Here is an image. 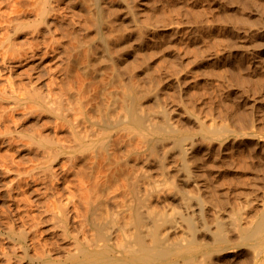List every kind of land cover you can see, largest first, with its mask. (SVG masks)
I'll use <instances>...</instances> for the list:
<instances>
[{"label": "rangeland", "instance_id": "1", "mask_svg": "<svg viewBox=\"0 0 264 264\" xmlns=\"http://www.w3.org/2000/svg\"><path fill=\"white\" fill-rule=\"evenodd\" d=\"M91 2L0 0V264H75L74 253L96 233L90 196L101 193L95 200L104 198L106 213L120 219L139 200L143 213L154 205L159 214H190L173 197L180 186L200 200L205 221L196 217L198 227L216 229V216L225 222L222 243L233 251L216 258L221 243L199 227L204 250L155 264H264V226L256 238L244 236L264 211V0H98L99 24ZM122 86L137 98L143 120L125 117L112 97ZM103 115L111 126L97 119ZM106 169L113 181L127 174L124 182L115 178L121 186ZM163 177L178 182L173 193ZM90 179L106 182L113 196ZM175 214L165 217L182 216ZM167 219V230L151 222L153 230L173 234L169 240L189 235L184 217Z\"/></svg>", "mask_w": 264, "mask_h": 264}, {"label": "bare ground", "instance_id": "2", "mask_svg": "<svg viewBox=\"0 0 264 264\" xmlns=\"http://www.w3.org/2000/svg\"><path fill=\"white\" fill-rule=\"evenodd\" d=\"M91 1H93V9H94V6L95 7H97L98 8V11H97V16H96V18H97V22H98V24L100 23V21H101V13H100V10H99V5H98V0H91ZM89 6H90V4H89ZM88 6V7H89ZM92 9V8H91ZM94 11H95V9H94ZM96 22V23H97ZM97 24V25H98ZM99 31V30H98ZM99 40L101 41V43L103 44V46H105V40H104V38H103V36H101L100 34H99ZM106 47V46H105ZM107 55H104L103 57H106ZM109 58V57H108ZM106 60V59H105ZM109 60V59H108ZM76 61V60H75ZM90 61V60H89ZM88 61V62H89ZM90 64V63H89ZM88 64V65H89ZM82 66V65H81ZM84 67H85V65H84ZM87 68H89V67H87ZM86 68V69H87ZM87 70H89V69H87ZM86 71V70H85ZM86 72H88V71H86ZM119 76H118V74L116 73V74H114L112 77H111V79H110V82H112V81H115L117 78H118ZM130 89H131V87H130ZM79 91V90H78ZM76 92V91H75ZM74 92V94L76 95L78 92H76L75 93ZM99 92V91H98ZM73 94V93H72ZM73 94V95H74ZM78 94H80V93H78ZM111 95H112V97L117 101V102H121V106H122V112L124 113V116L126 117H136V118H138L139 120H143V117L141 116V115H139L138 114V101H137V98L134 96V94L131 92V91H129V89L128 88H125V89H123V86L122 87H120V88H116L115 90H112L111 91ZM87 101H89V100H86L85 102H87ZM82 103V102H81ZM92 105V104H91ZM93 106H95V105H93ZM97 107V106H96ZM95 107V108H96ZM97 108H99V105H98V107ZM96 108V109H97ZM123 116V115H122ZM97 119H101L100 120V122L102 123V125H105V126H111L113 123H112V120L108 117V116H105V115H103L102 116V118H97ZM92 120V119H91ZM96 120V119H95ZM95 122H99V121H95ZM79 125V124H78ZM80 126V125H79ZM89 126H91V125H89ZM93 126H95V125H93ZM102 127V126H101ZM93 128V127H92ZM102 129V128H101ZM80 131H81V127H80ZM153 140H155V139H153ZM103 142V141H102ZM114 142V144H115V142L116 141H112V143ZM153 141H148V143L152 146V143ZM107 143V142H106ZM109 143V142H108ZM111 143V142H110ZM118 143V142H117ZM145 143H147L146 141H145ZM101 145H103L102 143H100ZM114 144H113V146H114ZM100 145V146H101ZM107 145L108 144H106L105 146H106V149H107ZM111 145V144H110ZM118 145V144H117ZM116 145V146H117ZM104 146V147H105ZM116 146H114L115 148H116ZM113 147V148H114ZM118 147V146H117ZM100 149H102L101 147H99ZM108 148L110 149V147H109V145H108ZM112 148V146H111V149H113ZM114 148V149H115ZM99 149V150H100ZM105 149V150H106ZM108 149V150H109ZM99 150H97V152L99 151ZM116 150V149H115ZM115 150L112 152L113 154H115ZM101 151V150H100ZM109 151H111V150H109ZM116 152H117V150H116ZM100 153V152H99ZM98 153V154H99ZM103 153H105V151L104 152H102V153H100V154H103ZM111 152L109 153H107V154H112ZM97 153H96V157H97V155H98ZM106 154V155H107ZM105 155V154H104ZM103 155V156H104ZM105 155V157H107ZM99 156V155H98ZM102 155H100L99 156V158L101 157ZM102 156V157H103ZM112 156V155H111ZM102 157H101V160H102ZM105 157H103V158H105ZM113 157V156H112ZM116 157V156H115ZM106 159V158H105ZM104 159V160H105ZM111 159H115L114 157L113 158H111ZM117 159V158H116ZM115 159V160H116ZM94 160V159H93ZM93 160H91V161H93ZM104 160H102V161H104ZM107 160H109V164H110V161H112V160H110V157L108 156L107 157V159L105 160V161H107ZM114 160V161H115ZM121 162V161H120ZM177 162V161H176ZM179 162V161H178ZM182 161H180V163H181ZM89 163V162H88ZM96 163H97V165H99L98 164V162L96 161L94 164L96 165ZM101 163V162H100ZM104 163V162H103ZM107 163V162H106ZM106 163H105V165H106ZM112 163V162H111ZM116 163H118L117 165H119V160H117L116 161ZM115 163V164H116ZM161 163V162H160ZM93 164V165H94ZM113 164H114V162H113ZM159 164V163H158ZM186 164L187 163H185L184 165L183 164H181L180 165V167L182 166V167H188V166H186ZM96 165V166H97ZM101 165H102V163H101ZM104 165V164H103ZM102 165V166H103ZM117 165H115V166H117ZM121 165V164H120ZM174 165V164H173ZM172 165V166H173ZM176 165V164H175ZM187 165H189V164H187ZM88 166H89V164H88ZM91 166H92V164H91ZM96 166H95V169H96ZM112 166V165H111ZM114 165H113V167H111L112 169H114V167H115ZM163 166V165H162ZM100 167V166H99ZM108 167V166H107ZM159 167H160V165H159ZM167 167H168V165H167ZM166 167V168H167ZM176 167H178L177 165H176ZM89 168V167H88ZM91 168H93V167H91ZM104 168V167H103ZM106 168V167H105ZM109 168V167H108ZM116 168H118V167H116ZM120 168H121V166H120ZM169 168V167H168ZM167 168V169H168ZM173 168V167H172ZM190 165H189V167L187 168V170L189 171L190 169ZM90 169V168H89ZM94 169V168H93ZM94 169V170H95ZM179 169V168H178ZM91 170V169H90ZM107 170V169H106ZM116 170V169H115ZM122 170V169H121ZM128 172H130V173H132V175H133V171L130 169V171L128 170V169H126ZM169 170V169H168ZM177 170V169H176ZM180 170V169H179ZM107 171H109L108 173H107V175L109 176V175H114V174H111L112 172L110 171V169L109 170H107ZM113 171V170H112ZM123 171H124V169H123ZM122 171V172H123ZM178 171V170H177ZM183 171V170H182ZM86 172H88V173H90V175H91V172H93L92 170L91 171H86ZM106 172V171H105ZM111 172V173H110ZM114 173H116V171H113ZM118 172V171H117ZM176 172V171H175ZM191 172V171H190ZM110 173V174H109ZM127 173V172H126ZM130 173H128V175L130 174ZM179 173V172H178ZM178 173H176V175H179ZM93 174H94V177L97 175H95V173L93 172L92 173V176H93ZM136 174V173H135ZM172 174V173H171ZM170 174V175H171ZM182 174V173H181ZM184 174H185V172H184ZM89 175V176H90ZM100 175V174H99ZM99 175H97L98 177H99ZM107 175H105L104 174V172H103V176H106V177H108ZM120 175L122 176V173H118V179L120 180L121 179V181H123L122 180V178H120ZM188 175H190V174H188ZM88 176V177H89ZM114 176H116V175H114ZM114 176H112V178H111V181L112 182H114L115 181V178H114V181H113V177ZM126 176H127V174H125L124 173V177L126 178ZM133 176H135V178L137 177L136 175H133ZM172 176V175H171ZM185 176H186V174H185ZM184 176V177H185ZM192 176V175H191ZM97 177V179H100V178H98ZM123 177V176H122ZM123 177V178H124ZM175 177H177V176H174V177H172V178H174L175 179ZM184 177H183V179H184ZM188 177V176H187ZM190 177V176H189ZM105 178V177H104ZM109 178H110V176H109ZM109 178L107 179V178H105V181H106V179H107V181L109 180ZM131 178H132V176H131ZM130 178V179H131ZM134 177H133V180L135 179ZM164 178V182H166L165 181V177H163ZM163 178H161V180L163 179ZM170 179L171 181H173V179ZM179 178H180V176H179ZM94 179V178H93ZM117 178H116V180H118ZM128 180V179H124V180H128V181H131V180ZM177 179V178H176ZM189 179V178H188ZM188 179L186 180V181H188ZM102 180V179H101ZM169 180V181H170ZM179 180V179H178ZM90 181H91V184H93L92 183V179H90ZM104 180H102V182H103ZM111 181L109 182V183H111ZM152 181H154V180H152ZM163 181V180H162ZM162 181L160 182V183H162ZM169 181H167L166 183L168 184V185H170L169 186V188L167 189L168 191H170L169 189H170V187H171V185H173L174 184V182H175V184L176 183H178V182H176V181H174L172 184H169L170 182ZM180 181V180H179ZM182 181V180H181ZM184 181H185V179H184ZM89 182V181H88ZM93 182H96V177H95V181H93ZM116 182V181H115ZM119 181H117L116 183H117V185H119V183H118ZM124 182V181H123ZM131 182H133V181H131ZM131 182H125V183H127L128 185H129V183L131 184ZM137 182V179H136V181L134 182V183H136ZM154 182H156L157 183V181H154ZM154 182H148V183H150V186H152L151 185V183H154ZM96 183H98V182H96ZM105 184H106V182H104ZM104 183L101 185V183H100V185H98V184H93V186H94V188L96 189V187L98 188V186H102V188L103 189H105V191H106V188H107V191H109L110 189H109V183L107 184L108 186L107 187H105L104 186ZM115 183V184H116ZM122 183V182H121ZM120 183V185L119 186H121L122 184ZM124 183V185H126ZM186 184V183H185ZM89 186H90V183L88 184ZM95 185H97L96 187H95ZM113 185V184H112ZM127 185V186H128ZM159 185V184H158ZM163 185V184H162ZM164 185H165V183H164ZM177 185L178 184H176V187H177ZM181 185V184H180ZM187 185V184H186ZM185 185V186H186ZM92 186V185H91ZM90 186V187H91ZM92 186V187H93ZM127 186H126V188H127ZM155 187H156V185H154ZM167 186V185H166ZM92 187L90 188V189H92ZM112 186H111V184H110V188H111ZM113 187H114V185H113ZM115 187L117 188L118 186H116L115 185ZM131 187H133V185H130V188ZM136 187H138L137 185H136ZM136 187H134L133 188V190L132 191H137L135 188ZM181 187V186H180ZM180 187H178L179 189H178V192L176 191V193L173 195V197L178 201V203L180 202L181 204H183V205H185V207H187V208H189V209H191V211H190V214H189V210L188 209H186V210H188V211H186V212H188V214L185 212L184 214H186V216L184 215V214H182L183 213V211H181V213L179 214V210H178V215H179V217L182 215H184L183 217H184V219H181V222H182V220L183 221H187V222H184V223H187V228L189 227V229H190V231H188V233H189V235L187 234V236L185 235L183 238L182 237H178L177 239H175L174 240V238H172L171 240H169L168 238H169V236L168 235H166V236H168V237H164V234L165 233H162V235H161V233H158V229L156 228L155 230H157V231H155V230H153V226L151 225V222H152V224L154 225V223L155 222H157L158 221V219L160 218V220H161V216L162 215H160V214H163L162 213V211H160L161 213L159 214L158 213V210H160V209H157V211H155V208L153 209L152 208V206H154V205H150L149 207L152 209V210H150V208H147V209H149V210H147L146 209V207L148 206V204H147V206H146V200L144 201V203H143V205H145L144 206V208L147 210V212L146 213H143V211H144V209H143V211L141 212V208H143L142 207V205L141 204H139L142 200H139L140 202H137L136 201V203H138V205L139 206H141L139 209L137 208V210L135 209H132V214H130L131 212H129V214H130V217H127V218H124V219H120L119 218V215L116 213V211H112L113 212V214L111 215L110 213H106L107 211V209L109 208H107L106 209V205H104V198H102V199H97V200H95L96 198H98L99 196L101 197V193H100V195H99V192H97V191H95L96 193H94V194H98L99 196L98 197H94V198H92V196H90L91 197V199H94V200H92V202H90L91 204H90V210H89V220H90V223L92 224V226L96 229V233H95V235H94V237L92 236V239H91V241L88 243V242H85V243H88L86 246H83V247H81V248H79V249H77L78 251H77V253L75 254L74 253V259L76 260L75 261V264H155V263H158L160 260H163V259H168V260H170L171 261V258L170 257H172V255H174V253H180V254H188V253H190V252H186V249H188V248H190V250L191 251H193V255L195 256V254L197 253V251L198 250H202L203 248L202 247H204V246H201L200 244H198V237H196V232L195 231H197L198 229H199V227H200V225H199V227H198V224L196 223L198 220H201V221H205V220H203V217H204V215H203V212H202V205H201V203H200V200L199 199H193L192 197H191V192L189 193H186L187 192V190L188 189H182V188H180ZM184 187V186H183ZM89 188V187H88ZM93 188V190H95ZM121 188V187H120ZM119 188V189H120ZM125 188V189H126ZM184 188H187V187H184ZM100 189V188H99ZM99 189H97V190H99ZM118 189V188H117ZM135 189V190H134ZM171 189H172V187H171ZM174 189V188H173ZM122 190H124V189H121V191ZM184 190H186V192L184 191ZM91 191V190H90ZM103 191V190H102ZM106 191V194L108 193ZM140 191V190H139ZM172 191V190H171ZM170 191V192H171ZM112 192V191H111ZM118 192V191H117ZM123 192H125V191H123ZM127 192V191H126ZM170 192H166V193H168V194H170ZM88 193H91V192H88ZM93 193V192H92ZM109 193H110V191H109ZM108 193V194H109ZM112 193H114V190H113V192ZM116 193V192H115ZM114 193V194H115ZM118 193H120V192H118ZM122 193V192H121ZM172 193H173V191H172ZM171 193V194H172ZM103 194H104V196H105V192H103ZM107 194V195H108ZM111 194V193H110ZM134 194V193H133ZM136 194H138V193H136ZM135 194V195H136ZM194 194V193H193ZM192 194V195H193ZM107 195H106V198H107ZM112 195V194H111ZM110 195V196H111ZM121 195V194H120ZM122 195H123V193H122ZM128 195H129V197H131L130 196V194L128 193ZM139 195H140V193H139ZM137 196V197H134L133 199L131 198V200L132 201H135V200H137V198L138 197H142V198H144L143 196L144 195H140V196ZM113 196V195H112ZM111 196V198H115V197H112ZM115 196H116V194H115ZM118 196V195H117ZM124 196H127V195H125V193H124ZM87 197V196H86ZM86 197H84V198H86ZM120 197V196H119ZM88 198H89V195H88ZM108 198H110V197H108ZM107 198V199H108ZM118 198V197H117ZM121 199H122V196L120 197ZM119 198V199H120ZM126 198H128V196L126 197ZM145 198H146V196H145ZM164 198V197H163ZM162 198V199H163ZM167 198V197H166ZM171 198V197H170ZM87 199V198H86ZM85 199V200H86ZM91 199H90V201H91ZM116 199V198H115ZM120 199V200H121ZM123 199H125L124 197H123ZM130 199V198H129ZM141 199V198H140ZM165 199V198H164ZM89 200V199H88ZM87 200V201H88ZM110 200V199H109ZM112 200H114V199H112ZM120 200H117V202L118 201H120ZM125 200H127V199H125ZM131 200L129 201H127L128 202V204H130V202H131ZM148 200V199H147ZM174 200V199H173ZM116 201V200H115ZM114 201V202H115ZM177 201L175 202V203H177ZM86 202V201H85ZM112 202V201H111ZM143 202V201H142ZM166 202V201H165ZM165 202H164V206H165ZM87 203V202H86ZM110 203V202H109ZM119 203V202H118ZM121 203V202H120ZM119 203V204H120ZM134 203V202H133ZM136 203H135V205H136ZM149 203V202H148ZM179 203V204H180ZM83 204H84V206H85V203H84V201H83ZM117 204V203H116ZM118 204V205H119ZM108 205V204H107ZM118 205H116L117 207H120V206H118ZM122 205H123V203H122ZM137 205V206H138ZM166 205H168V204H166ZM76 206H77V204H76ZM86 206H88V203H87V205ZM104 206V207H103ZM132 205L130 204V207H131ZM138 206V207H139ZM178 206V205H177ZM182 206V205H181ZM180 206V207H181ZM116 207V208H117ZM124 207V206H123ZM128 207V206H127ZM157 207V206H156ZM161 207H163V203H162V205H161ZM166 207V206H165ZM167 207H170V209H171V206H167ZM172 207H174V206H172ZM179 207V208H180ZM86 208V207H85ZM89 208V207H88ZM112 208V207H111ZM115 208V209H116ZM136 208V207H135ZM178 208V209H179ZM182 208H184V206L182 207ZM79 209V208H78ZM77 209V210H78ZM104 209H105V212H104ZM112 209H114V208H112ZM114 209V210H115ZM129 209V208H128ZM167 209H169V208H167ZM175 209V210H174ZM173 209V211L176 213V208H174ZM85 210H87L88 211V209H85ZM85 210H84V212H85ZM118 210V209H117ZM162 210H164V209H162ZM172 210V209H171ZM182 210V209H181ZM120 211V210H119ZM128 211H130V210H128ZM77 212V211H76ZM79 212V211H78ZM145 212V211H144ZM164 212V214H163V218H162V221H160V222H157V223H159V226H161L162 225V223H164V220H165V218L167 219V217H165V216H167V215H169L170 214V216H172L173 217V214H175V213H173L172 211V215H171V213H170V211L168 212V213H166L167 215H165V212H167L166 211V209L163 211ZM192 212V213H191ZM86 213V212H85ZM261 213V212H260ZM22 214V213H21ZM79 214V213H78ZM77 214V215H78ZM107 214V215H106ZM121 214H122V211H121ZM124 214H127V213H124ZM177 214H175L174 216H176ZM23 215V214H22ZM21 215V216H22ZM82 215V214H81ZM24 216V215H23ZM22 216V217H23ZM123 216V215H122ZM169 216V217H170ZM180 217V218H183V217ZM125 217V216H124ZM165 217V218H164ZM172 217L171 218H169L170 220L172 219ZM179 217H177V219L179 218ZM196 217L198 218V220L197 221H195V219H196ZM217 218L215 219L216 220V222H215V224H217V228L216 229H214V230H210L209 228H208V225H207V223H205V222H203L204 224H202V226L201 227H203V230H205V233L206 234H209V236H211V239H212V237L214 238V241H216V242H220L221 244H219L214 250V253L216 254V258H217V255L219 254V253H222V251L223 252H225V253H229V252H232L233 250L232 249H230V248H228L227 246H224L223 245V241L225 240V237H226V228H224V221L221 219V218H219L218 216H216ZM80 218H81V216H80ZM180 218L178 219L179 220V222H180ZM85 219V218H84ZM164 219V220H163ZM176 219V218H175ZM174 218L172 219V220H175ZM27 220V219H26ZM83 220V219H82ZM170 220H168L167 219V221H168V223L170 224L171 222H170ZM171 220V221H172ZM178 220H175V221H178ZM207 220V219H206ZM25 221V220H24ZM201 221H200V223H201ZM86 222V221H85ZM154 222V223H153ZM162 222V223H161ZM166 222V221H165ZM24 224H25V222H23ZM167 223V224H168ZM199 223V222H198ZM83 224V223H82ZM81 224V225H82ZM161 224V225H160ZM176 224H179V223H177V222H175V226H177ZM182 224V223H181ZM85 225H87V224H85ZM156 225V224H155ZM166 225V223L164 224V226ZM173 225V224H172ZM83 226V225H82ZM82 226H81V228H82ZM171 226V225H170ZM175 226H174V228H175ZM180 226V225H179ZM211 226V225H210ZM262 226H264V211L260 214V216H259V218H258V220H257V223L254 225V226H252L251 228H249V229H247L246 230V232L244 233L245 235V237L247 238V237H254V238H256V236L258 235V233H259V231L261 230V229H263L262 228ZM162 228H163V225L161 226ZM161 227H160V230H161ZM200 227V228H201ZM226 227V226H225ZM83 228H85V226L83 227ZM86 228H89V227H86ZM166 228V227H165ZM172 228V227H171ZM186 228V229H187ZM164 229V228H163ZM162 229V231H164V230H167V229H164L163 230ZM169 229V228H168ZM177 229V228H176ZM181 230H184V229H182V228H180ZM185 229V230H186ZM189 229H187V230H189ZM87 230V229H86ZM92 229L90 228V230H89V232L91 231ZM171 230V229H170ZM170 230H168V231H170ZM173 230V229H172ZM202 230V231H203ZM161 231V232H162ZM173 231H176V230H173ZM172 231V232H173ZM180 231V230H179ZM195 232L194 234H195V236H194V234H192V233H190V232ZM35 232V231H34ZM114 232H119L120 234H118V235H116L117 237H119V239H120V236H121V241L119 242V240H118V242L116 241H114V240H117V238H115V236L113 237V234H114ZM166 232V231H165ZM182 232V231H181ZM183 232H185V231H183ZM183 232H182V235H183ZM28 233V232H27ZM30 233V232H29ZM82 233H83V231H82ZM84 233H85V231H84ZM87 233H88V231H87ZM91 233H93V231L91 232ZM167 233H169V232H166V234ZM186 233V232H185ZM172 234V233H171ZM174 234H176V233H174ZM190 234H192V235H190ZM84 235V234H83ZM92 235V234H91ZM173 235V234H172ZM172 235L170 236V237H172ZM177 235H179L180 236V234L178 233ZM181 235V236H182ZM86 236V235H85ZM151 237V240L149 241L148 239V237ZM28 237V236H27ZM32 237V236H31ZM91 237V236H90ZM84 238V237H83ZM87 237H85V239H86ZM113 238H115L114 240H113ZM148 238V239H147ZM175 238H176V236H175ZM210 238V237H209ZM37 239H38V237H37ZM31 240V239H30ZM36 240V239H35ZM87 240H89V239H87ZM87 240H85V241H87ZM30 242V241H29ZM28 242V243H29ZM33 242H35V241H33ZM261 242H262V240H259L257 243H256V245H254V248L256 249L257 247H259L260 245H261ZM37 243V242H36ZM76 244H77V242H75ZM21 244V243H20ZM29 244H32V240H31V243H29ZM35 244V243H34ZM40 244V243H39ZM43 244V243H42ZM36 246H37V244H35ZM44 245V244H43ZM75 245V244H74ZM78 245V244H77ZM80 245V244H79ZM45 246V245H44ZM31 247V246H30ZM49 247V246H48ZM38 248V247H37ZM43 248V247H42ZM75 248H78V246H75ZM33 249V248H32ZM39 249V248H38ZM44 249V248H43ZM73 249H74V247H73ZM36 249H34L33 251H35ZM75 250V249H74ZM74 250H72V251H74ZM204 250V249H203ZM45 251V250H44ZM71 251V250H70ZM205 252H207L208 253V255L209 254H211L212 252H213V250H208V251H205ZM207 254L205 253V256H206ZM204 256V255H203ZM212 257V256H211ZM207 258H210V256L209 257H207ZM177 262V261H176ZM47 263V262H46ZM49 263V262H48ZM50 264H63L62 263V261H55V260H51L50 261ZM168 264V263H167ZM171 264V263H170Z\"/></svg>", "mask_w": 264, "mask_h": 264}]
</instances>
